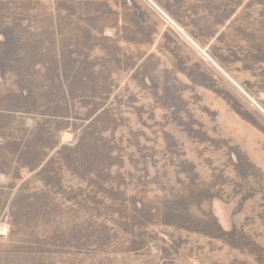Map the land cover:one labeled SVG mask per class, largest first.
<instances>
[{
    "label": "rangeland",
    "instance_id": "374dc122",
    "mask_svg": "<svg viewBox=\"0 0 264 264\" xmlns=\"http://www.w3.org/2000/svg\"><path fill=\"white\" fill-rule=\"evenodd\" d=\"M0 264H264V0H0Z\"/></svg>",
    "mask_w": 264,
    "mask_h": 264
}]
</instances>
